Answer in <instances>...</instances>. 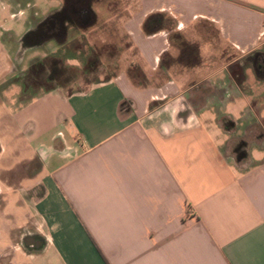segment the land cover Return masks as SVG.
I'll return each instance as SVG.
<instances>
[{
    "label": "crops",
    "instance_id": "obj_1",
    "mask_svg": "<svg viewBox=\"0 0 264 264\" xmlns=\"http://www.w3.org/2000/svg\"><path fill=\"white\" fill-rule=\"evenodd\" d=\"M15 1L1 0L11 15L23 12ZM124 9L127 64L143 84L121 67L80 90L66 75L27 103L16 102L20 87L15 105L0 98V212L11 205L18 223L0 245L36 264H264V101L231 73L254 54L264 61V0ZM153 13L199 44L201 65L163 66L179 53L168 32L143 34ZM17 25L1 30L3 43ZM254 64L247 78L263 81ZM16 192L24 201L8 202Z\"/></svg>",
    "mask_w": 264,
    "mask_h": 264
},
{
    "label": "rangeland",
    "instance_id": "obj_2",
    "mask_svg": "<svg viewBox=\"0 0 264 264\" xmlns=\"http://www.w3.org/2000/svg\"><path fill=\"white\" fill-rule=\"evenodd\" d=\"M6 3L8 4V2ZM130 3H133V0H131V2L130 0H96L93 6V20H95V22L90 28L83 30V33H76V30L67 32L64 42L60 45L55 41L38 40V45L26 47L24 44L18 43L16 39L22 37L26 31L33 30L41 21H44L48 15L58 10L62 6V0H16L15 4L23 9V12L18 15H11V11L8 10V8L2 7L3 4H1L0 0V98H6V103L11 106L15 105L16 102L17 104H24L19 100V97H17L15 102L13 96L19 92L21 82L26 79L24 76H21L20 73L26 74V71L36 58H44L47 62H50L52 59H58L65 65L82 67L80 61L69 60L68 57L71 55L80 56V51H84L85 54H87L90 49H94L100 54L99 62H101L102 68L105 69L103 75L99 76V78L105 77L107 73L117 74L121 67H124V69H127V72H129L131 70V65L127 63L129 62L128 59L131 54L124 52L127 51L130 45L129 36L122 28L121 18L128 14V11H125L124 8ZM15 22H17L18 25L14 28L15 35L12 34L16 36V38L11 35H6L3 43V39H1V30L12 28V26L14 27ZM104 43L111 45L112 48L106 49L108 46L104 45ZM102 47H106V52H104ZM221 48L224 47L220 45V49ZM217 54V52H214L213 57L212 54H210L211 59H217ZM226 55L227 52H225L224 49V55H222V57H226ZM11 56L15 58V63L13 62L15 66H13V68H10ZM49 62L48 64L50 65ZM49 65L46 66L48 67ZM12 69L16 71H10ZM56 74V70L52 69L50 66L38 75L37 73H32L30 76H37L41 79L40 85H42V88L38 87L37 91H39L40 89H45L55 84L58 79ZM26 75L25 77H27ZM246 82L247 84L245 87L250 94L254 98H258L259 101H264V80L258 82L249 72ZM1 199H3L2 195L0 196V206L3 204ZM6 199L8 202L10 200L24 201V197L19 192H16L14 195H9L7 193ZM14 211H16V209L7 204L5 211L7 212L6 216H4L3 212H0V241H9L10 230L18 228V223L15 222L14 217L12 218V216H15ZM12 235L14 236V232ZM4 249H6V247L0 245V264H8L10 260L11 262L9 264H36L35 260L23 258L19 254L14 253V250L10 251V249Z\"/></svg>",
    "mask_w": 264,
    "mask_h": 264
},
{
    "label": "trees",
    "instance_id": "obj_3",
    "mask_svg": "<svg viewBox=\"0 0 264 264\" xmlns=\"http://www.w3.org/2000/svg\"><path fill=\"white\" fill-rule=\"evenodd\" d=\"M81 27L82 26L76 25L74 31L76 30L77 31L76 33L78 32L83 33L82 32L83 30L90 28V26L88 27L83 26L82 28ZM176 27H177L176 21L170 15L166 13H153L149 15L144 21L142 25V32L145 36H152L162 31H166L169 33V42L172 47L178 49L179 54L174 59H172L169 56V54H166L167 57L169 56L168 58H166V56L165 57L163 56V66L165 65L168 66L177 63L181 67L193 68L201 65L202 57L200 55L199 44L186 40L185 37L177 31ZM104 45L108 46L107 48L105 47L106 49L112 48V46L109 44L104 43ZM102 48L104 52H106V49L104 47ZM254 55L247 57L244 61L243 66L231 68V73L237 85L240 86L241 88L245 87L244 85L247 80L246 70L249 67H252L251 64L255 63L253 68L258 80L261 79V77L264 75V70H263L264 68L263 69L259 68L260 65L264 64V61L261 62V64H259V62H257V60L254 59ZM99 56L100 54L96 50L90 49V51H88L87 54H85L84 51L83 52L80 51V56L71 55L68 57V59L80 61L82 63V67L67 66L61 60L52 59L51 61L53 62L52 65L54 63L58 65L61 76L58 77V79L56 80L58 83L55 82V84L51 85L50 87L45 89L43 88L40 90L50 91L57 86L59 87L66 86L67 85L66 75H68L69 78L71 79L72 91H74V88L75 89L78 88V90H80L83 86H87L91 83L98 82L100 79L99 76L103 75V71L105 70L104 68H102L101 62H99L100 61ZM46 65H49L47 61L36 60L31 64V66L26 71L27 75L24 73H20L21 76H24V78H26L21 82L22 78L20 76L21 93L19 94L18 97L19 100L22 101L23 103H27L31 101V99L35 98V96L38 95L40 91V90L37 91L38 87L42 86L40 85L41 79H39L37 76L34 77L30 75H32V73H37L38 75L40 72L44 71L46 68L49 67V66L47 67ZM130 69L131 70L128 72L129 76L136 83L143 84L146 81L141 68H139L137 65H131ZM25 75L27 77H25ZM112 75L115 74L107 73L106 76L104 77V80L105 81L109 80ZM32 90L35 92H33Z\"/></svg>",
    "mask_w": 264,
    "mask_h": 264
},
{
    "label": "flooded vegetation",
    "instance_id": "obj_4",
    "mask_svg": "<svg viewBox=\"0 0 264 264\" xmlns=\"http://www.w3.org/2000/svg\"><path fill=\"white\" fill-rule=\"evenodd\" d=\"M95 3L96 0H62V6L37 25L43 34V41L61 43L64 42L67 32H73L76 25L82 27L93 25ZM86 14L90 16L88 21ZM260 68L263 69L264 65H260Z\"/></svg>",
    "mask_w": 264,
    "mask_h": 264
},
{
    "label": "water",
    "instance_id": "obj_5",
    "mask_svg": "<svg viewBox=\"0 0 264 264\" xmlns=\"http://www.w3.org/2000/svg\"><path fill=\"white\" fill-rule=\"evenodd\" d=\"M86 21L90 20V16H88L86 14ZM43 34L42 32L40 31L39 28H36V29H33L31 31H29L24 37H23V41H22V44H24L26 47H31L33 45H38V42L39 41H43ZM39 40V41H38ZM38 41V42H37ZM30 45H29V44ZM29 244V243H28ZM43 241L41 240H32L30 242L29 245H33L35 250L37 249H41L42 246H43Z\"/></svg>",
    "mask_w": 264,
    "mask_h": 264
}]
</instances>
